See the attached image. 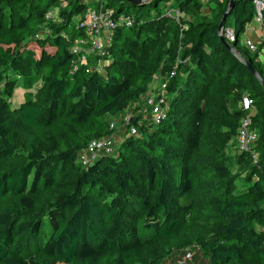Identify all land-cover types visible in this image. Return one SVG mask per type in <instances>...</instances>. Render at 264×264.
I'll use <instances>...</instances> for the list:
<instances>
[{
	"label": "trees",
	"instance_id": "16d2710c",
	"mask_svg": "<svg viewBox=\"0 0 264 264\" xmlns=\"http://www.w3.org/2000/svg\"><path fill=\"white\" fill-rule=\"evenodd\" d=\"M136 1L107 0L134 24L115 29L102 69L92 53L74 70L72 48L90 37L77 22L84 0L52 18L58 0H0V264H179L190 241L209 264H264V86L221 40L230 0L210 16L201 0H171L188 16L180 22L161 5L169 0ZM254 1L235 0L225 28L264 78L259 52L239 39L256 17ZM161 70L166 116L139 125L134 115L138 134L83 165L80 152L136 114L130 103ZM21 81L24 99L14 104ZM245 95L250 110L241 108ZM250 112L258 164L237 145L235 156L225 153Z\"/></svg>",
	"mask_w": 264,
	"mask_h": 264
},
{
	"label": "built area",
	"instance_id": "2783aa9c",
	"mask_svg": "<svg viewBox=\"0 0 264 264\" xmlns=\"http://www.w3.org/2000/svg\"><path fill=\"white\" fill-rule=\"evenodd\" d=\"M59 5L52 9L49 14V18L58 14L60 8L66 7L69 4L70 0H58ZM94 7H88L86 17L84 19H78L77 22L80 25H83L87 32L90 34L89 39L78 38L72 48L73 53L76 55L75 60L73 61V68L77 70L81 64H89V56L93 53L96 56H99L96 69H102L106 64L107 60L105 56L108 54L106 51V46L110 44L112 39V34L120 26L130 27L134 24V15L130 13H116V8L107 7V0H94ZM256 5V17L255 22L264 26V0H255ZM87 4V3H86ZM172 18L175 21L180 22L181 12L175 10L172 13ZM171 16V15H169ZM186 27V26H184ZM224 34L230 42L236 40V34L233 27L225 28ZM50 32L48 28L41 32V35ZM245 45L251 52H259V60L264 63V46L260 48L259 43L246 40ZM106 60V61H105ZM180 61L174 65L171 76L175 75L179 68ZM167 81H162L160 84V91L154 98H152L149 106L140 107L136 114L129 113L126 114L123 118V121L120 124L113 122L110 126L114 131L112 134L105 136L103 138L91 140L88 145L80 152L79 161L88 166L90 163L95 161L103 153L112 154L114 153L116 147L114 145V138L118 131L124 130L128 135H136L139 133V125L143 124L144 119L150 117L154 123H159L161 119L166 116V113L170 106V98L166 91ZM253 99L245 95L241 101V108L244 110L252 109ZM134 115L143 116L139 121V125H134L132 119ZM253 112H250L243 116L241 124L238 130L237 135V147L239 152H247L250 154V157L254 164L259 162V152L256 149L257 141L259 139V132L256 127L253 126L252 121ZM192 253L188 254L185 260H191Z\"/></svg>",
	"mask_w": 264,
	"mask_h": 264
},
{
	"label": "rangeland",
	"instance_id": "374dc122",
	"mask_svg": "<svg viewBox=\"0 0 264 264\" xmlns=\"http://www.w3.org/2000/svg\"><path fill=\"white\" fill-rule=\"evenodd\" d=\"M84 2H86L90 8L94 7L95 2L94 0H84ZM220 3V0H201V11L203 14H206L208 16H210L214 10L218 7V4ZM170 4H172V1H163L162 2V6H164L165 8L167 7V16L171 17L172 20H174L172 18V12L175 10H179L177 7V4H173V6H169ZM169 6V7H168ZM87 13V11H86ZM86 17V14L85 16ZM188 16L187 14L184 12L181 13V18L186 19ZM83 17L78 16V19H82ZM175 21V20H174ZM176 22V21H175ZM225 32V31H224ZM225 35V34H224ZM240 42L242 44H244L246 39V34L245 32L241 33L240 36ZM32 47L36 48V52L37 54H39L40 52V46L37 43H32L31 45ZM166 74L161 70L157 76H155L153 78V80L149 83L148 85V90L147 92L144 94V96L141 99L138 100H134L130 103L128 110L130 111L131 109H135V108H140L142 106H146L149 105V103L151 102L152 98H154L156 96V94L159 93L160 91V84L162 81H166ZM4 86V82H0V89H3ZM26 89L23 86V81L18 83V86L16 88V91L14 92L13 95V102L14 104H17L19 101H22L24 99V93H25ZM124 113L119 114L116 118L115 121H120V119L124 116ZM126 136H128V133H126L124 130L122 131H118L115 138H114V145L117 148L120 143L122 142L123 138H125ZM236 139H232L228 142L226 149H225V153L227 154V156L231 157V156H235L236 154ZM228 164L234 168L237 169L236 167V159L235 161H233V159L229 160L228 159ZM185 238H189V235L185 236ZM214 238L210 237L209 241L213 242ZM183 251H185V255H183L182 258L178 259L179 257H177L176 263L179 264H209L210 263V256L209 253H207L206 251L200 249L199 247H197L195 244L192 243V241L188 242L187 245H185ZM195 252V253H194ZM195 254L194 259L193 260H185V258L188 256V254ZM173 259V258H171ZM170 261V259L168 260Z\"/></svg>",
	"mask_w": 264,
	"mask_h": 264
},
{
	"label": "water",
	"instance_id": "95a60500",
	"mask_svg": "<svg viewBox=\"0 0 264 264\" xmlns=\"http://www.w3.org/2000/svg\"><path fill=\"white\" fill-rule=\"evenodd\" d=\"M128 1L133 2V3H139L140 2V1H136V0H128ZM234 4H235V0H230L226 11L224 12V14H223V16L221 18V21H220V24H219V34H220L221 40H222L223 43H225L230 48V50L240 60H242V62L251 70V72L258 77V79L261 81V83L264 86V78L260 74V72L251 64V62L249 60H247L244 57V55L224 35L226 19H227L228 15L231 13V11H232V9L234 7Z\"/></svg>",
	"mask_w": 264,
	"mask_h": 264
},
{
	"label": "crops",
	"instance_id": "0c3cea01",
	"mask_svg": "<svg viewBox=\"0 0 264 264\" xmlns=\"http://www.w3.org/2000/svg\"><path fill=\"white\" fill-rule=\"evenodd\" d=\"M246 39L257 43L264 42V26L252 20L245 28ZM246 41V40H245Z\"/></svg>",
	"mask_w": 264,
	"mask_h": 264
}]
</instances>
